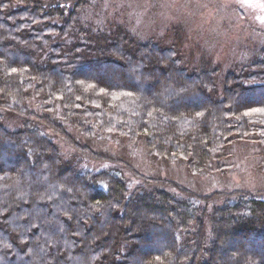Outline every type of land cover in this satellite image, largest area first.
Listing matches in <instances>:
<instances>
[{
  "label": "trees",
  "instance_id": "trees-1",
  "mask_svg": "<svg viewBox=\"0 0 264 264\" xmlns=\"http://www.w3.org/2000/svg\"><path fill=\"white\" fill-rule=\"evenodd\" d=\"M99 5L0 0V264H264L260 194L95 150L196 177L250 147L264 175V46L197 63L181 27L145 38Z\"/></svg>",
  "mask_w": 264,
  "mask_h": 264
},
{
  "label": "rangeland",
  "instance_id": "rangeland-1",
  "mask_svg": "<svg viewBox=\"0 0 264 264\" xmlns=\"http://www.w3.org/2000/svg\"><path fill=\"white\" fill-rule=\"evenodd\" d=\"M99 2L97 8L101 17L112 19L118 16L119 21L126 22L145 38L158 35L171 42L169 29L181 27L185 57L198 59L197 63H201L203 57L223 64L226 69L235 61L249 58L251 48L264 46V0H98ZM9 121L15 126L19 119L10 116ZM116 144L113 140H108L105 145H109V149L95 146V150L100 154L115 155L118 160L133 164L147 176L157 173L171 179V174L167 173L174 170L171 175L174 181L194 191L206 192L199 188L202 183L212 189H238L264 197V175L259 172L258 159H255L250 147L234 148L235 156L230 164L235 167L230 165L232 168L224 174L193 177L184 163L173 167L156 165L154 162L150 163L145 156L141 160L125 144H117L118 148L115 147ZM114 147L116 153L110 151Z\"/></svg>",
  "mask_w": 264,
  "mask_h": 264
}]
</instances>
